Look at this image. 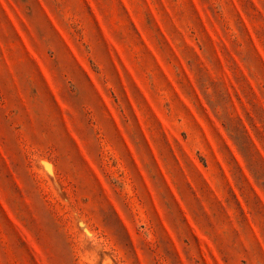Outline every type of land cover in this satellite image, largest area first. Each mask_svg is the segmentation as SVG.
<instances>
[{
	"label": "rangeland",
	"instance_id": "374dc122",
	"mask_svg": "<svg viewBox=\"0 0 264 264\" xmlns=\"http://www.w3.org/2000/svg\"><path fill=\"white\" fill-rule=\"evenodd\" d=\"M0 264H264V0H0Z\"/></svg>",
	"mask_w": 264,
	"mask_h": 264
}]
</instances>
